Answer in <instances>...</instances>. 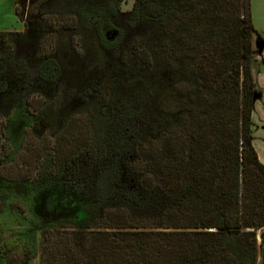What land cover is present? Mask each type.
<instances>
[{
	"label": "trees",
	"instance_id": "trees-1",
	"mask_svg": "<svg viewBox=\"0 0 264 264\" xmlns=\"http://www.w3.org/2000/svg\"><path fill=\"white\" fill-rule=\"evenodd\" d=\"M119 4L31 2L30 22L43 30L33 67L15 44L29 24L0 32V104L51 94L38 116L49 127L61 97L82 102L56 131L26 132L15 155L0 125V179L54 185L90 205L88 227L70 234L75 251L60 255L48 243L39 264H264L250 0H135L128 12ZM123 46L126 68L108 65L103 82L84 78L69 89L63 81L60 49L80 61V51ZM3 256L5 264L30 261Z\"/></svg>",
	"mask_w": 264,
	"mask_h": 264
},
{
	"label": "rangeland",
	"instance_id": "rangeland-1",
	"mask_svg": "<svg viewBox=\"0 0 264 264\" xmlns=\"http://www.w3.org/2000/svg\"><path fill=\"white\" fill-rule=\"evenodd\" d=\"M100 1L88 0V2ZM134 1L120 0V11H130ZM31 2L36 4L38 0H0V30L22 33L24 32L23 24H29L25 37L15 38V44L17 54L25 57L30 67H33L35 65L36 42L43 35V30L35 25V22H30ZM15 3L14 13L19 15V19L17 17L16 20L12 18V14H14L12 8ZM250 13L253 29V56L250 66L254 79L251 140L256 154L263 160L260 162L258 159L259 162L264 165V0H250ZM106 37L109 41L115 39L111 31L106 33ZM46 49L49 50V48ZM95 53L87 50L80 51L79 55L82 58L80 61L65 48L60 49L56 54V59L63 70L62 79L69 89H74L80 82L87 83L84 78L103 82L105 80L104 70L108 65H111V68L115 65L121 69L126 68L122 63V56L127 57L125 46L103 55L97 51ZM100 60L103 65L94 70L93 64H97ZM159 72V69H154L151 73L152 80L156 81L150 84L154 87V90L150 89V91H157L155 84ZM9 84L12 88L22 87V84L16 81H10ZM43 92L45 89H42ZM50 95L44 96L46 102L52 99ZM44 99L34 95L32 99H27L28 102L26 100L21 103L0 104V125H3V139L11 148L12 155L20 151L26 132L30 136L38 133L46 135L51 129L56 131L66 116L77 117L78 110L82 106V102L78 99L61 97L58 103L60 111L48 127L39 124L43 122L38 116L39 110L45 102ZM56 105L54 104L51 110L46 111L47 113L43 117L47 119L50 115L49 112H53ZM0 203L3 205L0 211V264H5L3 255L8 252L28 256L30 258L28 264H39L41 254L44 252V256L47 257L50 249L48 243L52 242L57 244V254L63 255L64 252L75 251L72 237L77 238V236H71V232L81 234L91 222L89 203L54 185L39 189L31 184L0 179ZM256 264H260V258L257 259Z\"/></svg>",
	"mask_w": 264,
	"mask_h": 264
},
{
	"label": "crops",
	"instance_id": "crops-1",
	"mask_svg": "<svg viewBox=\"0 0 264 264\" xmlns=\"http://www.w3.org/2000/svg\"><path fill=\"white\" fill-rule=\"evenodd\" d=\"M15 6H16V3H15V5H14L13 8H12L13 13H14V8H15ZM10 14H11V13H10ZM14 16H15V17H14ZM12 18H14L15 20L17 19L15 13L12 14ZM18 30H20V29H18ZM2 31H8V30L1 29L0 32H2ZM254 147H255V145H254ZM255 149H256V147H255ZM256 150H257V149H256ZM257 155H258V154H257ZM258 159L260 160V162H263L262 158H260L259 155H258ZM262 164H263V163H262Z\"/></svg>",
	"mask_w": 264,
	"mask_h": 264
}]
</instances>
